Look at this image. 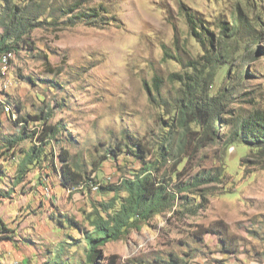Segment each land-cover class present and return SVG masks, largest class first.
Listing matches in <instances>:
<instances>
[{
  "label": "rangeland",
  "instance_id": "374dc122",
  "mask_svg": "<svg viewBox=\"0 0 264 264\" xmlns=\"http://www.w3.org/2000/svg\"><path fill=\"white\" fill-rule=\"evenodd\" d=\"M81 1L85 9L108 8L110 20L43 24L30 33L34 48L12 52L7 69L0 65V264H174L172 253L179 264H264V154L253 145L217 142L205 149L203 165L223 166L226 179L211 185L196 215L181 221L155 216L140 230L99 247L92 258L85 213L114 193L88 184L65 187L61 162L51 160L52 152L64 148L85 178L135 177L140 161L125 152L107 155V149L127 132L151 151L157 147V135L165 130L161 120L172 106L161 103L154 78H162L165 98L175 95L179 84L169 75L184 72L202 51L186 13L199 18L216 41L218 25L231 24L238 6L250 17L263 15L256 28L261 32L245 38L226 67L215 70L210 90L226 89L234 114L264 110V0L250 9L243 0ZM47 2L58 6L62 0ZM5 8L0 1V34ZM238 69L241 76L232 73ZM41 112L61 130L43 145L41 157L24 165L25 152L42 145L43 121L30 117ZM220 220L229 226L234 251H226L215 233L203 239L195 233L197 224Z\"/></svg>",
  "mask_w": 264,
  "mask_h": 264
},
{
  "label": "trees",
  "instance_id": "16d2710c",
  "mask_svg": "<svg viewBox=\"0 0 264 264\" xmlns=\"http://www.w3.org/2000/svg\"><path fill=\"white\" fill-rule=\"evenodd\" d=\"M0 1L6 7V18L1 22L3 32L0 34V60L4 53L34 48L35 42L30 33L43 24H69L71 21L96 24L107 23L111 18L107 15L108 8L101 5L85 9L82 8L84 2L81 0H62L58 6L49 4L47 0ZM243 1L247 2V9H250L261 0ZM58 12L61 17L56 15ZM45 14L47 16L43 17ZM231 16V24L225 23L224 26L222 21L218 25L221 30L216 41V36L212 35L199 18L186 13L191 34L198 40L202 51L197 60L188 62L189 68L184 72H171L169 75L170 82L179 84L175 95L165 98L160 92L162 78L159 75L154 78L155 90L161 103L165 107L172 106L161 120L165 130L157 135V147L151 151L152 146L145 140L127 132L107 149V155L115 157L128 153L136 157L141 166L134 178L123 177L119 182L107 181L100 184L101 192H113L114 196L109 200L96 202L93 210L85 213L92 226L86 233L91 258L99 253V247L122 238L131 230H140L143 224L150 222L155 216H165L167 221H181L204 208L206 195H210L213 188L211 185L223 183L226 179L223 166L203 165L204 159L208 157L205 149L214 143L223 142L227 146L236 143L253 145L252 149L263 156L264 110L257 108L249 116L234 114L229 108L228 91L220 89L213 93L210 90L215 70L226 67L245 38L255 37L262 30H256L261 26V13L258 18L250 17L243 7L238 6L235 12H231ZM0 65L5 69L1 61ZM7 67L8 64L6 69ZM240 71L238 69L232 73L241 76ZM30 117L34 121H43L39 136L42 145H35L31 151L25 152L24 165L41 157L43 145L61 130L60 124L49 122L50 115L43 112ZM24 121L23 129L26 130L29 120ZM17 143L14 140L11 145ZM51 155L53 162L56 157L61 162L62 183L65 187L88 184L92 179V176L85 178L74 170L68 150L61 148L58 153L52 152ZM107 157L104 156L102 160ZM216 159L215 157L214 160L217 161ZM102 160L98 162V166ZM94 178L97 180V176ZM196 198L200 202H196ZM197 227L195 233L198 238L203 239L207 233H215L222 239L226 251L236 250L231 247L232 234L224 221H216L208 227L197 224ZM171 255L174 264L181 262L177 255Z\"/></svg>",
  "mask_w": 264,
  "mask_h": 264
},
{
  "label": "bare ground",
  "instance_id": "6f19581e",
  "mask_svg": "<svg viewBox=\"0 0 264 264\" xmlns=\"http://www.w3.org/2000/svg\"><path fill=\"white\" fill-rule=\"evenodd\" d=\"M11 56H12V52H8V53H4L2 56H1V63H3V64H7L8 62H9V60H10V58H11ZM95 176H92V179L91 180H89V186L91 187V188H93V189H95V190H98L99 189V187H100V184L102 183V182H107V181H111L110 180V177L109 178H105L103 181H99L98 179L96 180L95 178H94ZM88 182V181H87ZM87 185V183H85V186Z\"/></svg>",
  "mask_w": 264,
  "mask_h": 264
}]
</instances>
